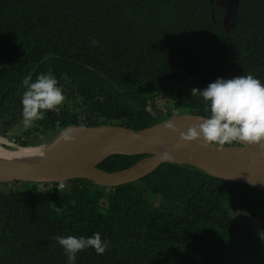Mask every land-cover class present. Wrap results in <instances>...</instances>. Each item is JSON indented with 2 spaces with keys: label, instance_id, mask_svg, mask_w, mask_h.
I'll return each instance as SVG.
<instances>
[{
  "label": "trees",
  "instance_id": "trees-1",
  "mask_svg": "<svg viewBox=\"0 0 264 264\" xmlns=\"http://www.w3.org/2000/svg\"><path fill=\"white\" fill-rule=\"evenodd\" d=\"M222 16L210 0H0V136L22 122L29 74L55 76L66 101L12 137L18 147L76 125L139 131L181 114L207 117L191 89L249 74L264 84V0H240L229 33ZM144 156L110 155L97 167ZM262 205L264 191L174 163L113 187L2 181L0 264H68L54 237L97 232L109 250L88 248L75 264H264L252 231Z\"/></svg>",
  "mask_w": 264,
  "mask_h": 264
},
{
  "label": "water",
  "instance_id": "water-1",
  "mask_svg": "<svg viewBox=\"0 0 264 264\" xmlns=\"http://www.w3.org/2000/svg\"><path fill=\"white\" fill-rule=\"evenodd\" d=\"M223 9L221 24L229 33L235 24L240 0H213ZM213 21V17L211 14ZM204 117L181 114L151 127L133 131L114 124L66 127L44 145L43 152L30 157L0 155V182H60L81 178L104 187L137 181L162 163L193 166L208 175L248 184L264 191V147L236 142L217 151L202 147L201 141L182 142L180 132ZM172 122L178 131L167 129ZM71 129L75 141L65 142L63 133ZM2 138V137H1ZM27 148V147H16ZM5 149V148H4ZM164 152L172 159L162 160ZM146 155L129 167L105 171L97 165L110 155Z\"/></svg>",
  "mask_w": 264,
  "mask_h": 264
},
{
  "label": "clouds",
  "instance_id": "clouds-1",
  "mask_svg": "<svg viewBox=\"0 0 264 264\" xmlns=\"http://www.w3.org/2000/svg\"><path fill=\"white\" fill-rule=\"evenodd\" d=\"M92 44H98L90 37ZM58 80L51 74H39L35 80L29 74L22 79L23 92L22 125L25 129L43 120L47 112L58 111L65 103L66 96ZM192 97H201L205 102V111L209 115L190 126L186 132H180L182 142L201 141V146L223 151L225 145L239 142L245 145L264 147V84L253 75H241L231 79L217 78L203 90L191 89ZM103 99L102 97L100 98ZM84 126L81 125V128ZM167 129L178 131L172 122L165 124ZM71 129L63 133L65 142L75 141ZM162 160L172 159L164 152ZM264 239V232H261ZM55 241L64 250L68 264H75L78 253L93 248L97 255L109 250V241L102 240L100 233L89 237L56 236Z\"/></svg>",
  "mask_w": 264,
  "mask_h": 264
},
{
  "label": "rangeland",
  "instance_id": "rangeland-1",
  "mask_svg": "<svg viewBox=\"0 0 264 264\" xmlns=\"http://www.w3.org/2000/svg\"><path fill=\"white\" fill-rule=\"evenodd\" d=\"M26 90V89H25ZM24 90V91H25ZM75 110L78 111V114H81L82 112V109L80 108L79 106V102L76 103V106H75ZM31 128L29 129H25L22 125V122H20L18 124L17 127H15L8 135L7 138H3L5 139V141L7 140V143L9 145H11L12 147L10 148H15V147H18L17 145H15L12 141V137H17V136H20L23 132L25 131H28V130H31ZM1 137V136H0ZM48 142V141H47ZM45 142V143H47ZM43 143V144H45ZM7 148V147H6ZM28 148V147H27ZM6 150H9V149H6ZM252 231L254 232V234L257 236V239L259 240L260 242V245L262 246V253H263V258H264V239L261 238V232H264V205L261 206V209L259 210V218L256 219L254 221V225L252 227Z\"/></svg>",
  "mask_w": 264,
  "mask_h": 264
},
{
  "label": "bare ground",
  "instance_id": "bare-ground-1",
  "mask_svg": "<svg viewBox=\"0 0 264 264\" xmlns=\"http://www.w3.org/2000/svg\"><path fill=\"white\" fill-rule=\"evenodd\" d=\"M7 147V148H6ZM12 147L7 143V140L0 137V155H13V156H20V157H30L34 154H41L43 149L45 148L44 145H41L38 148L35 147H28V148H10ZM5 148V149H4ZM9 149V150H6Z\"/></svg>",
  "mask_w": 264,
  "mask_h": 264
},
{
  "label": "built area",
  "instance_id": "built-area-1",
  "mask_svg": "<svg viewBox=\"0 0 264 264\" xmlns=\"http://www.w3.org/2000/svg\"><path fill=\"white\" fill-rule=\"evenodd\" d=\"M49 183H53V182H49ZM58 183V188L59 189H63L65 187V181H60V182H57Z\"/></svg>",
  "mask_w": 264,
  "mask_h": 264
}]
</instances>
